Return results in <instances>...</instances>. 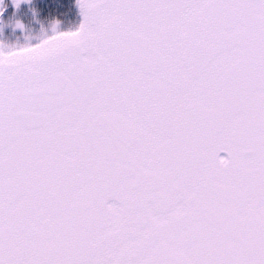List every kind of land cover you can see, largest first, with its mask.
<instances>
[{
	"label": "snow or ice",
	"instance_id": "6c2138e0",
	"mask_svg": "<svg viewBox=\"0 0 264 264\" xmlns=\"http://www.w3.org/2000/svg\"><path fill=\"white\" fill-rule=\"evenodd\" d=\"M77 3L0 41V264H264V0Z\"/></svg>",
	"mask_w": 264,
	"mask_h": 264
},
{
	"label": "flooded vegetation",
	"instance_id": "af4514ba",
	"mask_svg": "<svg viewBox=\"0 0 264 264\" xmlns=\"http://www.w3.org/2000/svg\"><path fill=\"white\" fill-rule=\"evenodd\" d=\"M0 9L3 10L0 41L7 44L23 45L27 43L26 36L38 37L45 32L50 35L57 21L63 31L75 30L81 22L77 0H32L31 4L22 3L19 10L13 0H2ZM17 20L23 22L26 31L14 28Z\"/></svg>",
	"mask_w": 264,
	"mask_h": 264
},
{
	"label": "water",
	"instance_id": "95a60500",
	"mask_svg": "<svg viewBox=\"0 0 264 264\" xmlns=\"http://www.w3.org/2000/svg\"><path fill=\"white\" fill-rule=\"evenodd\" d=\"M79 10H80V9H79ZM80 17H81V23H82V19H83V18H82V15H81V14H80ZM0 25H1V24H0ZM222 155H223V154H222Z\"/></svg>",
	"mask_w": 264,
	"mask_h": 264
},
{
	"label": "clouds",
	"instance_id": "9594fccd",
	"mask_svg": "<svg viewBox=\"0 0 264 264\" xmlns=\"http://www.w3.org/2000/svg\"><path fill=\"white\" fill-rule=\"evenodd\" d=\"M26 38V37H25Z\"/></svg>",
	"mask_w": 264,
	"mask_h": 264
}]
</instances>
